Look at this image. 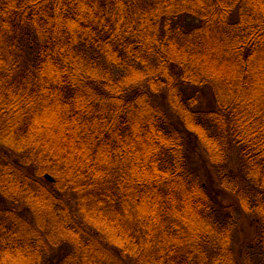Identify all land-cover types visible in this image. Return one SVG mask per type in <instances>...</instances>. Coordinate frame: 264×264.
Segmentation results:
<instances>
[{"label": "trees", "instance_id": "trees-1", "mask_svg": "<svg viewBox=\"0 0 264 264\" xmlns=\"http://www.w3.org/2000/svg\"><path fill=\"white\" fill-rule=\"evenodd\" d=\"M0 197V264L264 260V0H0Z\"/></svg>", "mask_w": 264, "mask_h": 264}, {"label": "rangeland", "instance_id": "rangeland-1", "mask_svg": "<svg viewBox=\"0 0 264 264\" xmlns=\"http://www.w3.org/2000/svg\"><path fill=\"white\" fill-rule=\"evenodd\" d=\"M200 92L199 89L195 88V87H187V95L188 96H193L195 95L196 93ZM210 91L207 89L205 91L202 92V108H206L207 105H208V102L210 101L211 99V96H210ZM204 155V154H203ZM226 203L227 204H232V203H236V196L233 195V194H230L228 195L227 197V200H226ZM3 206H5V202L3 201V199L0 197V208H2ZM21 210H23V208L21 207ZM27 215H29V217H32L33 215L30 213H28ZM238 234H237V244L236 246L237 247H240L242 242H245L247 243L249 241V239H251L257 232V227H256V224H253V226H251L250 224V219H242L240 220L239 222V225H238ZM240 240V243L238 242ZM241 249V248H239ZM243 257L240 259V261H242ZM263 261L262 259H256L255 260V264H263ZM243 264V262L241 263Z\"/></svg>", "mask_w": 264, "mask_h": 264}]
</instances>
